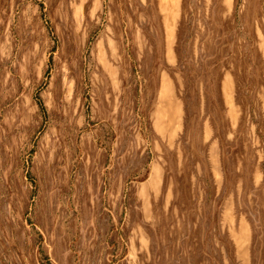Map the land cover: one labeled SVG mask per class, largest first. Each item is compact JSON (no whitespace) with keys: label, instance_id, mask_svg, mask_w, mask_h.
<instances>
[{"label":"rangeland","instance_id":"374dc122","mask_svg":"<svg viewBox=\"0 0 264 264\" xmlns=\"http://www.w3.org/2000/svg\"><path fill=\"white\" fill-rule=\"evenodd\" d=\"M0 264H264V0H0Z\"/></svg>","mask_w":264,"mask_h":264}]
</instances>
